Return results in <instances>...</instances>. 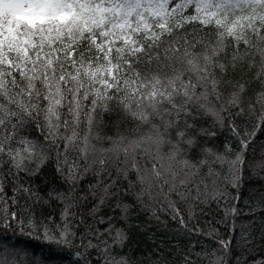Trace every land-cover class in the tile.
<instances>
[{
    "label": "snow or ice",
    "instance_id": "obj_1",
    "mask_svg": "<svg viewBox=\"0 0 264 264\" xmlns=\"http://www.w3.org/2000/svg\"><path fill=\"white\" fill-rule=\"evenodd\" d=\"M0 232L41 245L0 264H264V0H0Z\"/></svg>",
    "mask_w": 264,
    "mask_h": 264
},
{
    "label": "trees",
    "instance_id": "obj_2",
    "mask_svg": "<svg viewBox=\"0 0 264 264\" xmlns=\"http://www.w3.org/2000/svg\"><path fill=\"white\" fill-rule=\"evenodd\" d=\"M164 231L165 230H158L156 233V238L157 241H159V239L164 235ZM137 239H144L143 237H137ZM3 240H10L14 243H17L20 247H24L25 245H29L33 248H35L36 250H39L40 248V242L39 241H35V240H26L25 238L21 237L20 240H17L16 237L12 236L11 233L8 234H4L3 232H0V241Z\"/></svg>",
    "mask_w": 264,
    "mask_h": 264
}]
</instances>
